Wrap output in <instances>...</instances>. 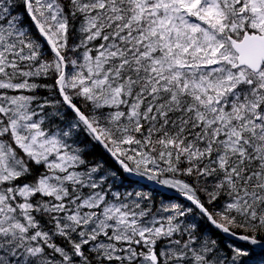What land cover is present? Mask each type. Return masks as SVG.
Returning a JSON list of instances; mask_svg holds the SVG:
<instances>
[{"label":"snow or ice","instance_id":"obj_1","mask_svg":"<svg viewBox=\"0 0 264 264\" xmlns=\"http://www.w3.org/2000/svg\"><path fill=\"white\" fill-rule=\"evenodd\" d=\"M0 264H264V0H0Z\"/></svg>","mask_w":264,"mask_h":264}]
</instances>
